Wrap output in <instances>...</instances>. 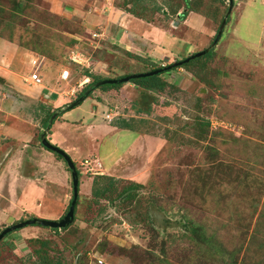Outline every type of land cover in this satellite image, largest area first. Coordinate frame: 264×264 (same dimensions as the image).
Segmentation results:
<instances>
[{
  "label": "rangeland",
  "instance_id": "rangeland-1",
  "mask_svg": "<svg viewBox=\"0 0 264 264\" xmlns=\"http://www.w3.org/2000/svg\"><path fill=\"white\" fill-rule=\"evenodd\" d=\"M125 2L0 0V38H11L21 51L19 69L13 74L16 82L6 83L0 77V95H5L6 110L16 115L6 125L22 133L11 132L1 140L0 159L17 154V168L23 174L18 185L12 181L0 184L5 193L10 187L14 206L2 213L0 232L32 218L58 221L67 213L72 197L70 171L39 142L48 113L58 112L56 118L68 113L72 123L55 120L47 138L56 145L51 135L56 129L61 133L60 148L56 147L75 160L80 174L73 225L57 232L36 225L12 232L0 242V264H42L34 254L41 248L40 242L47 243L42 249L46 257L60 264H99L98 260L102 264H264V0H233L221 38L211 48L212 56L191 64V72L177 69L162 75L171 87L154 95L158 104L151 106L148 115L128 112L139 98V90L129 83L112 97L94 90L80 105L60 114L90 82L85 72L114 79L147 71L148 67L115 45L116 31L109 23L87 25L82 17L94 9L95 14L103 15L125 12ZM144 4L149 9L138 11L143 20L135 17L144 22L137 34L147 36L150 24L169 27L178 39L164 38L159 48L165 47L166 53L155 62L158 66L207 49L229 6L227 0H203L198 15L205 18L193 13L198 24L191 22L186 27L177 17L170 19L176 25L164 18L170 7H183V0H145ZM155 5L161 9L159 13L151 12ZM134 43L130 49L145 59L142 41L135 39ZM45 60L50 65H44ZM64 71L69 76L61 80ZM33 74L40 77V85L28 83ZM53 84L56 92L69 98L58 110L53 107L57 95L50 98L46 94ZM91 98L109 108L117 106L120 117L134 120L135 128L139 126L141 132L162 143L153 155L144 150L130 157L134 169L122 176L127 179L116 176L110 177L113 182H101L99 187L110 186L102 198L91 194L93 178L103 171L91 154L98 156L103 169L111 171L120 161L117 157L131 156L122 144L115 146L114 137L120 136L122 143L133 134L77 131L83 116L88 121L93 116L89 114L96 103ZM103 120L100 122H108ZM200 122H208L209 127L201 129ZM83 157L87 165H81ZM138 170L145 173L140 183L131 180ZM48 174L54 186L43 182ZM132 183L142 185L135 197L123 200L125 194L117 198ZM34 186H46L52 197H41L42 207L31 202ZM23 189L28 199L24 196L21 202ZM25 201L33 204L35 214L26 211L31 208L22 205ZM191 227L201 230L207 241L191 238ZM35 239L39 242L33 243Z\"/></svg>",
  "mask_w": 264,
  "mask_h": 264
},
{
  "label": "crops",
  "instance_id": "crops-1",
  "mask_svg": "<svg viewBox=\"0 0 264 264\" xmlns=\"http://www.w3.org/2000/svg\"><path fill=\"white\" fill-rule=\"evenodd\" d=\"M114 10L115 9L112 8L109 12L112 13ZM115 11H117V12L112 13L111 15H103L100 12L96 13L97 14L96 15L95 9H94V10H90V11L83 13L82 17H84L83 19L85 21H87L86 22L87 25H90L91 23L96 22V21H98L100 23L103 22L104 25L106 23H109V25H111L110 27H112L116 31V36H115L116 43H115V45L118 48H121L125 51H128L129 53H131L133 55L135 53V52H133L134 50H132L133 45L136 44V43H134V41H135V39H140L142 41L141 48L146 51L144 54L145 59H150L154 63L157 62L158 60H162L161 58H163L165 56L166 48L165 47L159 48V46L162 45L165 37H166V39H169L171 41L178 40V39H176V37H174L172 35V31H170L169 27H167V28L157 27V26H153L150 24H147L148 25L147 27L150 28V31H148V35L147 36H139L137 34L139 32V27H140L139 25H141V23H144V22L139 20V19H136L135 17H133L132 15H130L128 13H125V12H122L119 10H115ZM193 15H194L193 13H190L187 16L186 20L184 21V26L189 27L191 25V22L193 25L198 24L197 20H194L192 18ZM197 16H199V15H197ZM171 23L176 25V22L174 20L171 21ZM113 24H114V26H113ZM201 25H204V24H201ZM105 31L106 30L104 29V33H105ZM150 34L152 36H150ZM130 47L132 49H130ZM167 50L170 51V49H167ZM20 53H21V51L13 43L0 38V77L4 78L7 81L6 83H12L13 84L14 82H16L15 80H13L14 79L13 74H14L15 70L17 71L19 69V65H18V59L19 58L18 57H19ZM136 55H138V54H136ZM138 57L144 58V56H141V55H138ZM167 59L168 58H164L163 60H167ZM180 59L181 58H178V60H180ZM43 63H44V65H47V66L50 65L49 62L47 63V60H45ZM50 72H53V71L50 70ZM64 87H65V85H64ZM56 90H58V89L53 84V85H51V88H47L48 92H46V94L50 98H51V96L57 95V97L54 98L55 99L54 104H53L54 109L63 108L64 105L69 102L68 101L69 98L67 96L63 95V93L59 94L58 92H56ZM106 94L108 96L112 97L113 95L117 94V92L112 90V91H108ZM1 96L3 97V100L1 99ZM4 99H5V95H0V142H1V140L5 139V137H7L8 133L14 132V133H19V135L22 134L21 132L17 131L13 127H8L6 125L7 120L12 116L16 117V115L15 114L12 115L11 112H8L6 110L7 106H6V103L4 102L5 101ZM91 101L96 103V105H95L96 107L94 108L95 111H92L93 113L89 114L90 116H92V115L93 116L90 118L89 121H88V118L83 116L79 121L80 125L79 126L77 125V128H76L77 131L82 133V130H84V133H89V134L92 133L93 131H96L95 133L109 134L110 135V134H118L119 131L121 130L124 133H131V135L133 134L132 135L133 138H131L129 141L123 140V141H121L122 143L119 142L120 136L114 137L113 140L115 142V146L117 147V146H120L119 144H122V147H124L123 150L125 148H127L125 150H127L126 151L127 153H131V156L126 155L127 157H124L121 159H119L117 157L115 160H120V161L115 166H114V164L112 165L111 171H108V170L106 171L105 169H103V164L98 159V156H96L95 154H91L92 156L96 157V160L93 161L94 164L98 163V166H100L103 170L100 173H96V174H98V175H104L105 174L108 177H116L117 176L116 179H119V178L122 179L123 178L122 176L124 174L126 175L127 173L131 172V170L134 169V168H132V166L129 165L130 164V157L132 158V155H134V153L143 152L144 150H147V152L150 151L151 153L152 152L155 153L156 150L162 144L161 140H159L157 138H153L151 136H148V134L132 132L130 130L121 129V127H119V123L121 120H125V119H123V116L120 117L119 110H118L119 108H117V106H113V108H109L107 105L96 100L95 98H91ZM107 114L110 115V119L107 120L108 122L107 123L100 122V121H104L103 118ZM67 115H68V113L58 118V119L62 120L63 122H65V125H67V123H72L71 121H69L67 119ZM81 116H82V114H81ZM86 121L91 122V123L90 124L88 122L85 123ZM15 125H17V124H15ZM84 126H85V128H84ZM142 134H144V135H142ZM90 135H92V134H90ZM1 136H2V139H1ZM134 137H136V138L134 139ZM51 138L53 139L54 143L60 148V145L62 142V140H61L62 137H61V133H59L57 129H56V131H53ZM92 139L94 140V137H92ZM69 140H67V142H64V143L65 144L68 143ZM143 143L146 144V147L144 146L141 150V148L139 146H141ZM7 144L5 143V144H3V146H6ZM0 150H1V148H0ZM16 153H17V151H16ZM153 153L150 155H153ZM16 155L17 154H14L13 156L10 157V159H7L8 155L4 159H0V184L4 183L6 181H12V182H16V184L18 185L17 182L21 181L20 178L23 174L21 175L20 172L18 171L17 166H20V165L17 164ZM72 156H74V155H72ZM70 159L72 161H75L71 157H70ZM85 159L86 158L83 157L80 160L81 161L83 160V162H84ZM3 165L6 167L7 172H6V170L2 169V168H4ZM60 165H62V164H60ZM81 165H82V162H81ZM113 166L115 167V169L113 168ZM103 172H104V174H103ZM62 173H63L62 174L63 179H65V175H66L65 170L62 169ZM144 174L145 173L143 171L138 170L137 173H134L132 175L133 178H131V180L132 181L136 180V182H139L140 180H142ZM45 177L46 178H44L43 182L46 184L54 186L55 181H54V179H52L50 174L45 175ZM123 179H127V178H123ZM17 185H16V192L18 191ZM10 191H11L10 187H9V190H7V193H5V191H3V190H0V217H1L2 213L6 214L10 207H14L13 201H12L13 200V194H12V191L11 192ZM23 191H24V193L21 196H20L19 192H18V194L16 193L17 198H18L17 195H19L21 197V199H22L21 202L24 200V196H26L28 199L27 190L23 189ZM31 196L33 197V200L31 202H33V203L36 202V204H39V205H41V203H42L41 197H45L46 200H49V197H50V199L52 198L47 193L46 186L43 188L34 186L32 188V193L30 194V197ZM3 199H4V201H7V202H3V205H2L1 201H3ZM31 202L25 201L22 205L23 206L28 205V207H30L31 209L30 208H29L30 210L26 209V211L29 213L35 214L34 210H32L33 204H32V206H31V204H30V206L28 204ZM41 207H42V205H41Z\"/></svg>",
  "mask_w": 264,
  "mask_h": 264
},
{
  "label": "trees",
  "instance_id": "trees-1",
  "mask_svg": "<svg viewBox=\"0 0 264 264\" xmlns=\"http://www.w3.org/2000/svg\"><path fill=\"white\" fill-rule=\"evenodd\" d=\"M183 2H184L183 7H180V6L170 7V11H169L170 14L165 13L164 18H169L168 20L170 22V21H172L170 19L177 17V18H179V20H181L183 22L186 20L188 14H190V13H195L197 15L200 14L199 11H200V7H202L201 5L203 3V0H183ZM144 3H145V0H126V2L124 3V9L123 10L126 13L143 20V18L138 16L137 13H138V11H147V9H149L148 7L145 6ZM198 7H199V9H198ZM182 8H183V10H182ZM160 11H161V9L159 7H157L156 5L153 8H151L152 13H159ZM200 16L204 17L206 15H200ZM164 28H167V27H164ZM8 40H9V42L12 41L11 38H9ZM212 53H213V50H210L209 53H207V54H205L199 58H196L194 60H190L188 63H183L182 66H180V67H172V68H170V70H168L167 67L170 66L169 64H167L165 66H158L157 64L152 62L150 59H143V58L135 56L131 53L125 52V54H127L128 56L133 57L138 62L144 64V66L148 67L146 72H153L156 70H162L160 74L153 75V76L146 77V78L133 79L129 82V84H132L134 87H136L139 90L138 91L139 92V98H138L137 102H135V104L132 106V108L129 111L128 110L127 111L131 112V113H135L136 115L139 113L148 115L151 111V106L158 104L157 98L154 95H156L158 93H164L167 88L171 87V85L163 78L162 75L170 74L177 69H185L186 71L189 72L191 64L198 62L201 59L211 57ZM184 59H186V58H181L180 60H176L174 63L180 62ZM128 75H131V74H128ZM128 75H123V76H120V77H117L114 79H120V78L126 77ZM84 76L86 78H88L90 82H88V84H86L84 86V88L82 89L78 98L81 97L83 95V93L89 87L94 88L95 83L102 81V80H105L104 78L97 77V76L90 74L88 72H85ZM124 85L125 84L105 85V86H101V87L94 89V90H99V91H102L105 93H107L108 91H112V90L117 92V91H120V89ZM92 92L89 94L88 97L92 96ZM56 110H58V109H56ZM62 113L63 112L60 111V114H62ZM52 114H53V112L48 113L47 117L43 120V123H42L43 128L50 129V127H51V125H53L54 121L59 118V117H57L52 122L51 125H48V121L51 118ZM60 114H59V116H60ZM132 121H134V120H121L119 123V127H121V129L130 130L132 132L143 133V132H141L142 130H140L139 126L137 128H135V125H133ZM142 121L143 120H140V121H138V123H141ZM199 126L201 127V129L208 128L209 123L208 122H200ZM46 151H48V150H46ZM54 155L56 156V158L58 160L64 161L59 155H57V154H54ZM74 165H75V163H74ZM67 170L69 171L68 168H67ZM77 176H78V178L80 176L78 171H77ZM106 180L113 182L112 178L105 176V175H98V176H95L93 178L92 188H91V194H92L93 198L105 197V195L109 192V190H110L109 185L106 184L102 187H99L100 183L103 181H106ZM141 186H142L141 184L132 183V184H130V186L123 188V190L117 195V198H121L123 195L126 194L124 196V198H122L123 200L133 199L135 197L134 192L136 191L137 188H139ZM78 190H79V185H78ZM71 200H72V197L69 201L68 208H69V205L71 203ZM76 206H77V202L75 204V210H76ZM74 214H75V212H74ZM74 222H75V219H74L73 223ZM73 223L71 225H73ZM70 226H68L64 229H51V230L55 231V232L61 231V230H67ZM189 233H190L191 238H193L194 236H198V237L203 238L204 242L207 241V238H205L204 235H202L201 230H198L197 227H191V229L189 230ZM10 235H11V233L6 235L5 238L10 236ZM37 242H39V240H37V239L33 240V243H37ZM40 244L42 245L41 248H39L38 250H34V254L38 258H40L41 263L42 264H60V262H53L46 257L45 252H43L42 249H43V247L47 246V243L46 242H40ZM199 246L201 247V245H199ZM43 253H44V256H42Z\"/></svg>",
  "mask_w": 264,
  "mask_h": 264
},
{
  "label": "water",
  "instance_id": "water-1",
  "mask_svg": "<svg viewBox=\"0 0 264 264\" xmlns=\"http://www.w3.org/2000/svg\"><path fill=\"white\" fill-rule=\"evenodd\" d=\"M229 6L227 8L226 14L218 28L217 34L212 42V44L205 50L198 52L196 54H193L191 56H189L188 58L180 61V62H176L171 64L170 66L167 67L168 70H170V68L172 67H180L182 66L183 63H188L190 60H194L196 58H199L207 53L210 52L211 48L215 47L219 41V39L221 38L223 29L226 25L227 19L232 11V7H233V0H228ZM162 70H156L153 72H145V73H137V74H131L128 75L126 77L120 78V79H105L102 81H99L97 83L94 84V88L89 87L81 97H79L78 99H76L74 102L66 105L64 107V109H62L61 111L64 113L68 110L73 109L74 107H77L78 105H80L86 98H88L89 94L94 90L97 89L101 86H105V85H116V84H127L129 83L131 80L133 79H140V78H146V77H150L153 75H157L160 74ZM58 115V112H55L52 114L51 118L48 121V125H51L52 122L55 120L56 116ZM47 130L45 129L39 136V142L41 144V146L48 150L51 153L57 154L59 155L66 163L67 168L70 171L71 174V179H72V200L71 203L69 205V208L67 210V213L58 221H47V220H40L37 218H33V219H29L23 222H18L10 227L5 228L3 231L0 232V242L5 238L6 235L23 229L27 226L30 225H36V226H40L43 228H48V229H64L68 226H70L73 221H74V212H75V204L77 202V197H78V184H79V179L77 176V170L76 167L73 163V161L70 159V157L61 149H59L58 147H56L55 145H53L47 138Z\"/></svg>",
  "mask_w": 264,
  "mask_h": 264
},
{
  "label": "built area",
  "instance_id": "built-area-1",
  "mask_svg": "<svg viewBox=\"0 0 264 264\" xmlns=\"http://www.w3.org/2000/svg\"><path fill=\"white\" fill-rule=\"evenodd\" d=\"M96 36H97L96 34H93V37H96ZM76 57H78V56H76ZM73 62H75L77 64H80L81 63L80 61H76L75 59H73ZM68 76H69L68 72L67 71H64L62 73V75H61V80H66L68 78ZM27 81H28V83H30L32 85H36V86L41 84V79H40V77L37 74L31 75ZM104 118L106 120H109L110 119V115L107 114V115L104 116ZM82 164L83 165L84 164L87 165L88 163H87V161H84ZM97 262L99 264H102L103 263L102 260H98Z\"/></svg>",
  "mask_w": 264,
  "mask_h": 264
}]
</instances>
